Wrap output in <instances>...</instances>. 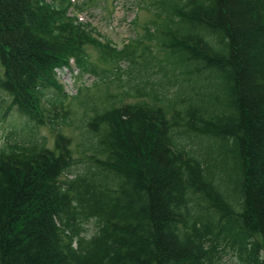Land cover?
<instances>
[{
  "label": "trees",
  "instance_id": "16d2710c",
  "mask_svg": "<svg viewBox=\"0 0 264 264\" xmlns=\"http://www.w3.org/2000/svg\"><path fill=\"white\" fill-rule=\"evenodd\" d=\"M148 1L118 50L80 21L85 2L0 0V97L25 118L0 144V264H220L226 249L264 264V0ZM100 83L125 90L87 94L73 119L64 101Z\"/></svg>",
  "mask_w": 264,
  "mask_h": 264
},
{
  "label": "rangeland",
  "instance_id": "374dc122",
  "mask_svg": "<svg viewBox=\"0 0 264 264\" xmlns=\"http://www.w3.org/2000/svg\"><path fill=\"white\" fill-rule=\"evenodd\" d=\"M78 2V0H75ZM85 2L83 4V12L78 15L80 21L88 22L92 27H95L100 34L111 41L113 46L118 50L122 49L123 45L128 43L129 40L134 38L142 37L145 33L144 28L147 22L152 20L154 17L144 7L150 2L146 0L140 5L136 4V0H80ZM102 39V38H100ZM147 44V41H144ZM156 52V59L154 70H157L158 65H164L166 63L165 53L161 50L154 49ZM85 52L88 55L90 63H95L102 68L112 70L114 65H106L100 62L99 53L92 46H86ZM139 53V50H138ZM159 60V62H158ZM161 61V63H160ZM121 68L125 69L126 64L122 63ZM153 70V71H154ZM59 83L63 88V91L69 96L75 95L79 89L76 86V69L70 73L67 70L58 72ZM93 79L90 75H84L80 80V83L85 82L86 85H91ZM82 89V88H81ZM123 88H118L116 84L107 86L104 83H100L96 88L90 87L83 90L80 94V98L77 100L66 99L64 106L66 110L72 111V118L79 119L82 110L78 103L87 94L93 98H102L107 94L122 93ZM52 91V90H51ZM142 99V98H141ZM140 99V100H141ZM134 99H129L127 102H134ZM10 104L9 98L4 96L0 97V144L4 143L6 139H21L24 134L25 118L18 115L15 109H8ZM62 135L66 139H71V150L73 157H79V141L80 137L78 131L74 128H64ZM10 137V138H9ZM37 137H45L47 147L52 148L56 142V136L51 133L47 127L40 126L37 131ZM230 162V160H228ZM232 172L227 168L225 169V177L228 178ZM85 235L89 236L94 232V226L92 223H88L84 226ZM220 264H240L237 256L234 252L226 249L225 253L222 254Z\"/></svg>",
  "mask_w": 264,
  "mask_h": 264
}]
</instances>
